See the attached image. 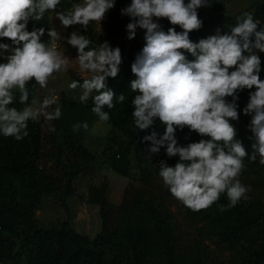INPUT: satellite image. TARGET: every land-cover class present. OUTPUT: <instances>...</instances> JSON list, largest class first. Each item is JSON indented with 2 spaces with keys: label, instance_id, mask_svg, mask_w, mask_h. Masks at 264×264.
<instances>
[{
  "label": "clouds",
  "instance_id": "1",
  "mask_svg": "<svg viewBox=\"0 0 264 264\" xmlns=\"http://www.w3.org/2000/svg\"><path fill=\"white\" fill-rule=\"evenodd\" d=\"M115 3L77 0L70 9H58L61 0H0V41H4L0 42V135L19 141L28 136L29 121L41 115L48 120L59 119V97L50 94L34 106L29 103L27 84L34 81L45 88L54 73L70 68L83 79L82 83L73 80L70 84L73 89L82 88L81 102L91 97V111L99 121L110 119L105 108L112 109L126 100L124 93L117 95L108 85L109 78L117 77L120 71L121 50L108 41L90 47L84 33L90 22L101 26ZM210 3L130 0L120 10L129 18L128 39L135 38L138 29L144 31V46L131 64L135 77L130 81V90L135 93L131 99L134 129L146 133L140 142H151L148 153L159 154L163 148L167 157L179 158L174 166L162 161L158 175L172 196L194 211L211 206L221 194L226 196L228 207L247 199L250 186L238 179L244 159L258 158L264 165V80L260 78L258 55L264 53V23L254 19L251 12H244L230 30L218 28L215 34L193 41L190 33L203 24L199 9ZM46 13L54 14L64 29L79 28L67 36L56 28L28 29L30 21L43 20ZM164 18L173 26L166 31L160 23ZM45 34L47 40L42 39ZM61 40L76 50L74 58L66 54ZM245 90L248 100L241 109L238 101ZM16 91L23 105L20 109L10 106ZM241 113L250 117V152L237 138L233 123ZM157 122L164 128L162 134L149 132ZM81 126L88 128L84 122L73 129ZM185 128L201 139L180 145L176 132ZM50 130L55 132L54 127Z\"/></svg>",
  "mask_w": 264,
  "mask_h": 264
},
{
  "label": "trees",
  "instance_id": "2",
  "mask_svg": "<svg viewBox=\"0 0 264 264\" xmlns=\"http://www.w3.org/2000/svg\"><path fill=\"white\" fill-rule=\"evenodd\" d=\"M74 2L77 0H61L58 8H70ZM129 3L116 0L115 10L106 15L103 31L85 34L90 47L108 41L121 50L120 71L117 77L109 78L108 85L117 95L124 93L126 100L105 111L110 114L106 122L127 139L133 152L134 168L125 174L128 184L122 200L115 205L107 199L105 182L90 185L87 202L99 208L100 231L93 238L76 232L70 223L68 199L76 196L75 180L89 165L99 162L98 154L67 134L61 116L50 122L44 117L29 121V134L19 141L0 135V264H210L200 246L202 237L223 245L232 256L231 264H264V202L256 195L264 189V165L258 158H245L238 177L250 186L247 199L228 207L226 196L221 194L211 206L194 211L173 197L158 175L162 161L174 166L179 158L167 157L163 148L152 155L147 152L151 142H140L146 133L134 129L131 99L135 93L130 90V81L135 78L131 64L144 46V31L138 29L130 40L118 25L129 20L120 12ZM244 12L264 23V3L252 2L233 15L199 14L202 27L192 31L190 39L198 41L218 28L228 31ZM160 23L165 31L173 27L166 18ZM33 27L50 28L48 14L41 21H30L28 29ZM174 27L180 31L179 26ZM42 39L47 40V35ZM259 56L260 78L264 80V53ZM37 87L34 81L27 84L29 103ZM15 96L10 106L20 109L23 105L18 91ZM247 100L245 90L238 101L241 109ZM59 106L63 110L79 106L91 109L93 105L90 99L84 103L60 100ZM249 120L241 113L233 123L237 138L250 152ZM151 130L162 134L164 128L157 122ZM176 137L180 145L201 139L188 128L178 130Z\"/></svg>",
  "mask_w": 264,
  "mask_h": 264
},
{
  "label": "crops",
  "instance_id": "3",
  "mask_svg": "<svg viewBox=\"0 0 264 264\" xmlns=\"http://www.w3.org/2000/svg\"><path fill=\"white\" fill-rule=\"evenodd\" d=\"M67 35L68 33L63 36ZM60 43L63 45L66 54L74 58L75 49L67 45L64 40H61ZM73 80L83 82L82 77L78 76L71 68L68 72L54 73L53 77L49 79L47 87L41 88L38 85L32 103L34 106H39L40 102L50 94L57 95L59 101L83 103L79 99L82 89L70 87ZM72 91H80L79 96L76 97ZM53 107L55 105L49 107L48 111L51 112ZM61 112L67 134L80 142L91 153L98 154L97 168L105 178L107 199L112 204H120L128 184L125 174L129 170L133 171L134 168L133 152L127 139L121 133L113 130L108 122L99 121L98 116L91 109L79 106L74 109H63ZM41 117L45 116L41 115L39 118ZM84 122L88 124L87 129L82 126L77 130L73 129L75 124L83 125ZM76 198L80 200L78 201ZM68 205L71 211L70 223L72 228L88 238H93L100 231L98 206L87 202V192L82 197L73 196L69 198ZM93 229V234H89V230Z\"/></svg>",
  "mask_w": 264,
  "mask_h": 264
},
{
  "label": "rangeland",
  "instance_id": "4",
  "mask_svg": "<svg viewBox=\"0 0 264 264\" xmlns=\"http://www.w3.org/2000/svg\"><path fill=\"white\" fill-rule=\"evenodd\" d=\"M252 2L264 3V0H211L210 6L199 9L198 14L225 13L228 15H233L239 11L246 9ZM116 5L117 4L115 3V6L112 9H110L106 13V15L114 11L116 8ZM66 9H70V8H66ZM106 15H105V18H106ZM48 17H49L50 28H56L59 32H61L62 35L66 33L70 34L74 29L79 28V26L77 25V26H70L69 28L64 29L60 26L59 21L56 20L54 14H48ZM105 18L101 22L102 27L97 22H90L87 32H90V33L91 32L93 33L102 32L104 28ZM128 22L129 20H121L118 22V25L121 27L122 32L124 34L127 33L126 25ZM119 37L120 36H118V38ZM261 54L262 53L258 52V55H261ZM72 93L76 95V97H78L80 94V91H72ZM90 99L91 98H89V100ZM44 118L47 122H50V120H48L46 117ZM104 181H105V178L104 176H102L101 172L97 168V164L93 163L89 165L86 168V170L75 180L74 185L76 189V196L82 197L83 195H85V192H87V189L90 185H100ZM256 195L259 198H261L264 202V189H259L258 192H256ZM76 200H78V198H76ZM78 201H76V203H78ZM173 210L175 211L176 208L173 207ZM36 216L41 218L42 214L40 212H36ZM93 232H94V229L89 230L88 233L93 234ZM200 246L205 252L208 263L210 264H231L230 261L232 260V256L230 252L227 251L225 247L219 244L215 239L202 237Z\"/></svg>",
  "mask_w": 264,
  "mask_h": 264
}]
</instances>
